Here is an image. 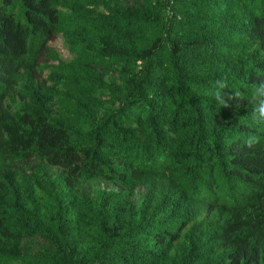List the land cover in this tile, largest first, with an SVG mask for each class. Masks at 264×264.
Here are the masks:
<instances>
[{"label": "trees", "instance_id": "obj_1", "mask_svg": "<svg viewBox=\"0 0 264 264\" xmlns=\"http://www.w3.org/2000/svg\"><path fill=\"white\" fill-rule=\"evenodd\" d=\"M0 264H264V0H0Z\"/></svg>", "mask_w": 264, "mask_h": 264}, {"label": "rangeland", "instance_id": "obj_2", "mask_svg": "<svg viewBox=\"0 0 264 264\" xmlns=\"http://www.w3.org/2000/svg\"><path fill=\"white\" fill-rule=\"evenodd\" d=\"M55 44L58 45V46H60L61 50H62L64 53H66V54L68 53V51L66 50V48L63 47L62 39H57V40L55 41Z\"/></svg>", "mask_w": 264, "mask_h": 264}]
</instances>
